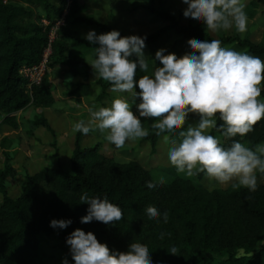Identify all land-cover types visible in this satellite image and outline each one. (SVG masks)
<instances>
[{
    "label": "trees",
    "instance_id": "trees-1",
    "mask_svg": "<svg viewBox=\"0 0 264 264\" xmlns=\"http://www.w3.org/2000/svg\"><path fill=\"white\" fill-rule=\"evenodd\" d=\"M52 1L0 0V125L16 127V113L29 107H53L55 98L48 76L39 86L28 87L30 82L20 74L24 66L39 65L49 45L50 65L68 68L85 83L95 73L85 58L75 55L74 48L99 47L85 40L79 28L86 26L105 34V25L81 15L79 0H73L57 37L50 42V27L44 31L31 22L35 15L30 7L37 5L61 18L67 0H54L60 2L59 8ZM149 1V12L166 25L146 37L145 48L171 32L182 42L214 39L201 24L182 25L168 10L157 9L154 0ZM259 2L264 5V0ZM219 40L222 47L237 44L243 52L264 58V44H256L250 38L237 34ZM143 75L146 74L136 73V79ZM97 84L102 100L112 85L102 78ZM136 90H141L138 84ZM261 97L264 99V87ZM190 118L200 120L198 114ZM150 120L155 122V118ZM221 124L217 113V129ZM35 125L48 127L46 121L37 120ZM146 125L150 127L145 139L153 153L157 152L162 136L174 137L167 132L157 135L149 121ZM217 129L210 134L224 137ZM181 130L186 127L176 133ZM82 136V133L76 136L70 172L62 167L45 168L27 176L17 199L9 196L6 187L14 170L7 166L0 172V191L4 197L0 205V264H45L41 255L42 237L57 238L68 245L67 237L76 229L92 232L110 251L127 252L133 242L144 244L153 264H264V249L256 252V246L264 241L263 183H257L255 191L234 187L237 182L227 189L210 191L188 178H176L161 185L137 162L121 164L101 154L99 147L83 148ZM233 140L255 150L256 145L264 143V119L243 137L225 138L222 145L229 147ZM148 182L156 184V188L148 189ZM85 193L89 197H107L121 208L122 219L108 225L95 220L81 223L88 208L80 200ZM148 206L167 212V223L162 217L150 220L145 213ZM53 219H70L72 223L65 229H54L50 227ZM161 233L165 234L163 239ZM172 247L177 249L176 254L168 251ZM240 251L254 256L239 257ZM68 262L75 264L73 259Z\"/></svg>",
    "mask_w": 264,
    "mask_h": 264
},
{
    "label": "clouds",
    "instance_id": "clouds-1",
    "mask_svg": "<svg viewBox=\"0 0 264 264\" xmlns=\"http://www.w3.org/2000/svg\"><path fill=\"white\" fill-rule=\"evenodd\" d=\"M187 5L184 16L195 22H203L207 32L235 29L243 34L247 31L248 17L243 0H183ZM85 38L94 48V58L90 65L96 77L108 81L114 93L135 92L141 102L137 105L139 117L155 118L152 129L156 134H176L183 129L189 114H198L199 123L179 131L180 141H172L169 161L178 174L193 177L203 173L219 184L235 179L234 187L242 186L249 191L257 188V175L264 174V143L255 150L233 140L224 147L218 137L209 134L217 129V113L224 123L218 131L225 138L237 135L243 137L253 126L264 119V99H260L264 87V61L247 52H237L222 47L221 41L190 40L191 52L177 58L174 53L165 54L160 49L155 54L162 67H155L151 75L136 79L137 68L149 72V59L145 57L146 37L132 35L122 37L118 30L99 34L92 30ZM135 55L136 60L130 59ZM138 84L141 91L136 92ZM89 120H80L72 126L73 132L87 135L99 130L107 141L117 149L126 141L142 139L149 134L141 120L133 114L126 98L117 97L110 107L88 108ZM167 181L161 177L159 183ZM148 189L156 184L148 182ZM80 200L88 205L87 214L81 223L93 220L106 225L122 219L121 208L107 197L80 195ZM145 213L150 220L162 217L168 221V213L148 206ZM70 219L50 222L54 229H65ZM161 233V239L164 238ZM75 264H153L150 252L144 244L133 242L127 252L110 251L106 244L98 242L92 232L74 230L66 240ZM259 244H264L260 241ZM176 254L177 249L168 250ZM63 264H69L64 259Z\"/></svg>",
    "mask_w": 264,
    "mask_h": 264
},
{
    "label": "rangeland",
    "instance_id": "rangeland-1",
    "mask_svg": "<svg viewBox=\"0 0 264 264\" xmlns=\"http://www.w3.org/2000/svg\"><path fill=\"white\" fill-rule=\"evenodd\" d=\"M72 2L73 0H67L61 18H58L53 11L48 12L42 7L33 5L30 8L35 17L31 22L39 25L44 31L50 27L48 35L50 39H53L57 37L59 27L64 23ZM243 2L246 5L245 12L248 17V26L247 31L241 34L235 29L215 33L207 32L206 25L203 22H195L184 16L183 13L187 5L183 0H154L155 8L168 10L182 25L201 24L214 39L219 40L223 36L238 34L242 38H250L256 44H264V5L259 0H243ZM52 4L55 7H60L58 1L53 0ZM78 4L82 7L81 15L105 25L107 29L105 33L118 30L122 37L137 35L143 38L154 34L166 25L149 12V0H79ZM92 30L97 35L101 34L99 31L86 26L80 27L79 33L87 40L85 36ZM188 42H182L172 32L166 34L157 43L143 50L145 57L149 59V72H141L138 66L137 73L151 75L155 67H162V64L155 59V54L160 49H165V54L174 53L177 58L189 54L191 49ZM226 47L237 52H243L237 44ZM74 53L85 58L89 65L94 58V50L85 46H75ZM49 56L50 51L46 49L44 57L49 59ZM130 59L136 60L137 58L133 55ZM261 60L264 61V58H261ZM90 67L92 68L91 65ZM45 75L48 76L52 86V93L55 98L53 107L46 109L29 107L16 113V127L0 125V172L4 171L7 166L14 170L11 177L6 181L8 194L13 199H17L21 195L26 184V178L29 175H35L45 168L56 167H62L70 172L76 136L78 133H82L73 132L72 126L80 120L85 122L89 120V107L95 106V110H98L99 107H110L115 98L123 97L127 99L130 107H132L133 114L141 120L143 127L147 129L150 127V125H146L148 121L151 124L154 123L150 120L151 118L139 117L137 105L141 102V98L139 96L135 97L134 91L114 93L110 90L108 96L101 100V88L97 84L99 77H96L95 73L91 74L88 82L85 83L80 77L74 76L68 68L52 66L47 61ZM28 87H31L30 83ZM140 91L136 90L137 93ZM190 115L192 114H189L184 125L186 129L199 123V121L191 119ZM37 120L46 121L48 127L35 125ZM211 131L212 129L209 130V134ZM145 137L135 141H126L123 147L117 149L115 145L107 141L104 133L94 130L87 135L83 134L81 144L83 148L99 147L101 154L121 164L137 162L145 170L151 172L158 182L161 177L166 179V183L176 178H188L210 191L227 189L231 184L237 182L233 179V181L222 185L209 179L203 173L194 177L178 174L176 168L169 161V152L173 146L172 141L175 140L178 143L181 139L179 131L174 137L170 134L162 136L156 153L152 152L151 144ZM216 137L220 139L221 144L225 142L224 137L219 135H216ZM256 175L257 183L264 184V174L257 172ZM3 198L0 191V205ZM263 249L264 244L256 246V252ZM41 255L45 264H63L64 259L68 261L73 259L69 245L57 238L47 236H43L41 239ZM238 256L251 257L254 254L247 255L244 251H240Z\"/></svg>",
    "mask_w": 264,
    "mask_h": 264
},
{
    "label": "built area",
    "instance_id": "built-area-1",
    "mask_svg": "<svg viewBox=\"0 0 264 264\" xmlns=\"http://www.w3.org/2000/svg\"><path fill=\"white\" fill-rule=\"evenodd\" d=\"M55 38L56 37H54L53 39H50V42H53ZM47 49L50 51V54H51L50 45ZM47 61H48V58L43 57V60L41 61L39 65L32 66V67L24 66L20 70V74L30 82L31 87L39 86L42 83V80L46 72Z\"/></svg>",
    "mask_w": 264,
    "mask_h": 264
}]
</instances>
